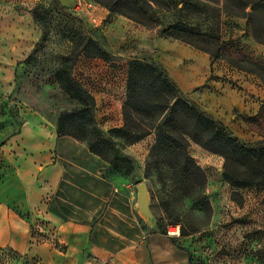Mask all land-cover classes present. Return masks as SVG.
Returning a JSON list of instances; mask_svg holds the SVG:
<instances>
[{"label":"rangeland","instance_id":"obj_1","mask_svg":"<svg viewBox=\"0 0 264 264\" xmlns=\"http://www.w3.org/2000/svg\"><path fill=\"white\" fill-rule=\"evenodd\" d=\"M167 1L174 4L161 24L191 22L220 45L221 58L212 62L208 53L177 40L210 60L204 82L186 92L177 88L242 143L264 147V13L247 19L206 4L179 14L174 9L181 8L180 0ZM159 26L140 27L92 0H0V147L21 128L24 113H40L56 128L61 124L83 136L82 122L73 126L62 117L89 107L96 134L88 129L82 142L93 144L109 176L128 182L132 191L138 183L147 189L153 220L142 218L158 240L142 248L141 264H264V178L241 189L226 179L247 175L244 159L217 148L225 151L224 158L188 139L187 153L203 171L205 186L201 194L184 193L175 190L178 183L165 172L168 166L150 159L153 131L132 145L111 132L124 125V104H115L116 97L100 89L111 78L121 86L119 69L143 60L168 74L160 43L174 40ZM89 39L102 51L99 57L93 58ZM190 64L188 58L182 61L183 67ZM9 172L0 170V201L12 196V187L1 179ZM166 224H177L182 236L167 237ZM40 229L30 228L33 241L43 238ZM0 264L40 263L0 248Z\"/></svg>","mask_w":264,"mask_h":264},{"label":"crops","instance_id":"obj_2","mask_svg":"<svg viewBox=\"0 0 264 264\" xmlns=\"http://www.w3.org/2000/svg\"><path fill=\"white\" fill-rule=\"evenodd\" d=\"M160 44L179 89L204 82L208 58L176 39ZM187 58L191 64L183 67ZM35 114L24 113L21 128L0 147V170L10 171L1 179L13 190L0 201V248L40 264H141L142 248L158 236L137 211L136 191L109 176L87 144L57 135L56 126ZM30 228H42L43 238L33 241Z\"/></svg>","mask_w":264,"mask_h":264},{"label":"trees","instance_id":"obj_3","mask_svg":"<svg viewBox=\"0 0 264 264\" xmlns=\"http://www.w3.org/2000/svg\"><path fill=\"white\" fill-rule=\"evenodd\" d=\"M106 8L110 15L116 14L140 27H159L164 36L173 40H179L187 45L193 46L204 53H208L212 62L219 60L220 45L218 38H214L210 32L200 34L193 24L186 21L175 20L161 24L166 14L171 15L173 1L167 0H92ZM181 8L174 9L175 12L185 14L191 13L192 9L199 6L221 8L227 15L242 16L251 19L258 13H264V0H180ZM249 9L250 12H247ZM214 10V9H213ZM216 13L218 12L217 10ZM175 14L172 13V16ZM89 49L94 50L93 58L99 57L102 51L91 39L88 40ZM123 77L122 84L116 86V78L109 80L107 85L100 91L102 95L111 92L116 99L124 104L122 116L124 125L111 132L115 137L123 139L127 145H132L145 137L151 131L156 136L154 145L150 149V159L155 165L168 166L166 173L175 179L178 186L175 190L184 193L197 190L203 192L205 178L203 171L194 164L188 155L186 148L188 139L199 144L206 150L226 157L228 153L235 154L244 159V177L230 178L226 176L228 183L235 189L252 186L257 180L264 178V147L253 149L250 145L242 143L224 125L216 121L209 114L201 111L192 101L181 94L173 80L165 70L154 62L132 61L127 70L119 69ZM79 96L82 93L76 90ZM63 120L69 125L79 123L83 136L75 134L72 129L58 125L57 135H66L82 141L85 132L94 130V117L92 110L85 107L81 110L66 114ZM103 140L97 139L98 143ZM215 144L217 147H213ZM89 150L97 155V151ZM205 201L206 197L200 195ZM177 225V224H166ZM165 225V227H166ZM178 226V225H177ZM179 227V226H178ZM180 237L182 230L180 228Z\"/></svg>","mask_w":264,"mask_h":264},{"label":"water","instance_id":"obj_4","mask_svg":"<svg viewBox=\"0 0 264 264\" xmlns=\"http://www.w3.org/2000/svg\"><path fill=\"white\" fill-rule=\"evenodd\" d=\"M136 197H137V211L148 221L153 220V214L149 210V200L147 197V189L144 183H138L136 185Z\"/></svg>","mask_w":264,"mask_h":264},{"label":"built area","instance_id":"obj_5","mask_svg":"<svg viewBox=\"0 0 264 264\" xmlns=\"http://www.w3.org/2000/svg\"><path fill=\"white\" fill-rule=\"evenodd\" d=\"M180 227L177 225H166V235L169 238H180Z\"/></svg>","mask_w":264,"mask_h":264}]
</instances>
